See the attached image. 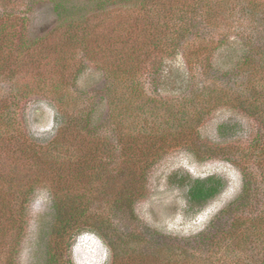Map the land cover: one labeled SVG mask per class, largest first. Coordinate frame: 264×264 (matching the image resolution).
Masks as SVG:
<instances>
[{
    "label": "rangeland",
    "instance_id": "rangeland-1",
    "mask_svg": "<svg viewBox=\"0 0 264 264\" xmlns=\"http://www.w3.org/2000/svg\"><path fill=\"white\" fill-rule=\"evenodd\" d=\"M2 1L0 10H4ZM21 1L15 0L16 4L6 8L28 18L24 28L26 37L29 40L47 37L45 41L52 44L40 72L46 76L50 74L53 81L64 78L73 90L66 104H61L55 100L54 89L38 85L35 67L28 65V70H19L12 81L0 74V264L48 263L49 246L54 241L52 205L55 193L61 194L63 199L84 193L91 209L105 217L112 215L120 232L136 236L129 240L128 251L115 255V244L111 245L96 228L84 227L73 232L70 245H66V258L72 264H210V231L216 233L220 224L212 228V222L238 197L243 184L241 170L220 147L248 145L257 132L255 121L238 109L223 106L203 117H191L186 128L191 131L177 141L168 137V142H175L173 145H163L159 141L143 143L141 149L151 148L150 152H145L150 154V159L156 160L147 171L144 195L135 203L134 213L127 209L114 212L112 206L117 196L125 183L132 184L133 180L117 172L91 181L92 167L84 164L79 178H75L70 168L75 164H69L64 152L57 156L54 149L63 143V147H69L68 151L74 153L73 157L82 159L93 143L92 135L69 127V122L72 114L80 115L78 113L83 111V106L79 105L82 98L106 84L105 71L94 62L105 57L95 52L90 54L82 44L57 47L65 42L62 37L50 34L59 23L53 0H34L26 11L25 6H18ZM107 9L96 15L105 21L104 31L110 35L120 31L122 35L127 34L134 23L137 7L109 5ZM8 18L7 14L0 17V27ZM247 51L244 41L233 33L215 52L212 63L217 69L232 71ZM61 55L66 69L60 72L57 59ZM192 83L184 47L164 57L159 77L161 95L171 99L186 98ZM15 98L19 100L16 103L12 100ZM95 104L92 130L102 126V138L108 135L114 138V126L106 125L112 116L108 101L99 98ZM130 149L137 153L140 150L139 147ZM116 154L111 152L104 166L118 165ZM127 163L122 161L121 166L128 168ZM210 175L225 180L224 190L203 207L192 206L187 196L188 187L180 180ZM262 185L264 190V182ZM263 209L264 205L258 210ZM244 245L243 251H239L244 257L242 263L252 264L251 243ZM229 260L231 257L228 264ZM259 260L257 264L264 260L260 252Z\"/></svg>",
    "mask_w": 264,
    "mask_h": 264
},
{
    "label": "trees",
    "instance_id": "trees-1",
    "mask_svg": "<svg viewBox=\"0 0 264 264\" xmlns=\"http://www.w3.org/2000/svg\"><path fill=\"white\" fill-rule=\"evenodd\" d=\"M33 1L23 0L18 6H25L26 11ZM13 3L16 4L15 0H3L1 7L4 10H0V17L5 14L10 17L0 27V74L7 75L12 81L19 70H28V65L35 67L38 85L54 89L55 100L66 104L73 86L64 78L53 81L50 74L46 76L40 72L52 44L45 41L47 37L33 40L26 37L24 28L28 18L8 11L6 7ZM109 5L137 7L134 23L127 34L122 35L120 31L110 35L104 31L105 21L96 15L107 12ZM53 6L59 23L50 34L62 37L65 42L57 47L70 48L82 44L90 54L95 52L105 57L92 61L105 71L106 84L101 90L82 98L79 105L83 106V111L78 113L80 115L72 114L69 122V127L74 126L79 132L86 131L92 135L93 143L89 142L90 147L82 159L73 157L74 153L68 151L69 147H63V143L54 148L57 156L64 152L69 164H75L70 166L74 171L71 172L73 177L79 178L82 164L92 167L91 181L103 174L123 173L133 182L125 183L112 207L114 212L121 213L127 209L134 213L135 203L145 192L147 171L156 161L148 156L151 148L147 147V152L141 149L143 143L159 141L163 145H173L175 142H168V137L175 141L181 139L184 133L191 131V128H186L192 118L203 117L223 106L238 109L255 121L257 132L248 145L220 147L241 170L243 184L238 197L212 222V228L218 222L220 224L216 233L210 231V264H228L229 257L230 264H243L244 257L239 251H243L247 243L252 246V264H257L259 252L264 257V209L258 210L264 205V2L84 0L76 3L53 0ZM233 33L244 41L248 51L232 71H222L212 63L213 55ZM109 40L111 42H107ZM180 47H184L193 83L188 97L171 99L161 95L159 77L164 57L174 54ZM53 49L62 53L60 49ZM63 58L61 55L57 59L60 72L66 69ZM99 98L106 99L110 106L111 120L105 124L114 126V138L111 135L102 138V126L91 128L92 110ZM12 100L14 103L19 101L16 98ZM130 147H139L140 150L137 153ZM111 152L117 153L119 163H113L110 168L104 165ZM122 161L129 162L131 166L127 163L128 168H124ZM180 183L187 185L191 205L199 208L226 186L225 180L217 175L183 178ZM54 196V241L49 246L47 264H72L66 258V247L70 245L73 232L84 227L96 228L111 245L115 244V255L128 251L129 240L135 239V234L120 232L112 215L105 217L91 209L86 204L84 193L65 199L59 193Z\"/></svg>",
    "mask_w": 264,
    "mask_h": 264
}]
</instances>
